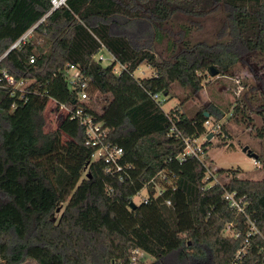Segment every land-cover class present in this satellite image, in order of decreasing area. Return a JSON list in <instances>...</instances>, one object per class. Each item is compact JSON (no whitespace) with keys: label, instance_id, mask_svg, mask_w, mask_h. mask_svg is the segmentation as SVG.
I'll return each instance as SVG.
<instances>
[{"label":"trees","instance_id":"obj_1","mask_svg":"<svg viewBox=\"0 0 264 264\" xmlns=\"http://www.w3.org/2000/svg\"><path fill=\"white\" fill-rule=\"evenodd\" d=\"M51 8V0H0V264H133V251L152 264H194L198 244L204 264H230L246 245L248 220L259 235L242 264H263L264 178L207 166L209 141L198 158L178 156L184 139L214 134L207 123L217 135L228 133L219 120L230 109L191 110L189 102L211 69L231 75L244 57L264 56V0H68ZM220 9L215 38L196 41L194 32ZM176 22L181 48L172 44L161 59L155 45ZM103 50L113 58L109 66L97 59ZM143 64L152 77L134 76ZM71 67L79 72L74 84ZM4 72L25 81L24 91ZM168 97L179 104L166 112ZM52 101L71 113L47 131ZM236 102L230 120L262 122L256 137L264 139V102L245 94ZM77 110L82 116L72 117ZM85 118L101 126L96 145ZM104 148L122 155L107 162ZM257 156L264 175V151ZM144 188L148 198L133 209ZM226 193L246 198L245 214Z\"/></svg>","mask_w":264,"mask_h":264},{"label":"rangeland","instance_id":"obj_2","mask_svg":"<svg viewBox=\"0 0 264 264\" xmlns=\"http://www.w3.org/2000/svg\"><path fill=\"white\" fill-rule=\"evenodd\" d=\"M223 10L220 9L211 14L203 23L202 29L198 32H194V39L196 41H210L215 38L217 30L222 22ZM181 34V22H176L167 26L164 40L155 45V51L161 59H166L171 55L172 44H175V49L181 48L179 42ZM100 55L103 57L102 65L109 66L112 64V57L106 51H101ZM119 66L116 67L118 69ZM153 71L151 68L143 64L135 72L134 76L138 79H145L152 77ZM69 80L74 75V70L67 73ZM204 90L197 97V100H190L191 110L201 109L208 104H213L221 110L228 111L221 120L220 124L226 127L228 133L223 130L220 135L219 132L211 135V139H201L203 141L210 142L211 148L207 154V162L214 169L223 170H236L239 169L242 172L240 176L243 179L262 180L264 177L261 171L262 165L259 161L254 160L243 149L248 147L249 151L259 154L264 151V139L256 137V130L260 128L262 122L254 121V124L249 123L247 126H241L238 123L230 120V113L233 111V104H236L237 100L241 99L245 94L251 100L253 97H259L264 102V56L255 55L246 56L242 59L241 63L236 68L235 73L225 76H211L207 74L204 79ZM89 99V97H88ZM96 100V99H95ZM97 106H101L102 99L96 100ZM179 104V100L176 97H168L167 103L164 105V110L169 112L172 108ZM62 112L57 110L55 104L50 102L48 104L45 117L48 121L46 126L47 131L55 130L59 124V118ZM215 122V121H213ZM221 132V131H220ZM160 181V180H159ZM158 191L160 190V183L156 185ZM148 190L144 188L138 193L133 203L140 205L145 199L148 198ZM196 256L193 259L194 264H204L202 257L201 245L198 244ZM138 263L152 264L154 260L145 255H139ZM23 264H37L34 261H27Z\"/></svg>","mask_w":264,"mask_h":264},{"label":"built area","instance_id":"obj_3","mask_svg":"<svg viewBox=\"0 0 264 264\" xmlns=\"http://www.w3.org/2000/svg\"><path fill=\"white\" fill-rule=\"evenodd\" d=\"M68 0H51V12L58 10L62 7H65L67 5ZM31 32H29L28 34H26L22 39H20L17 43H15L11 49H15L18 48L20 46V44L25 41L27 39V37L29 36ZM98 60L103 61V57L99 54L97 57ZM113 60V58H112ZM33 59L30 61L31 63H33ZM74 70V75L72 77V79L70 80L73 84L76 83L79 80V72L74 68L71 67L70 71ZM3 77L6 80V82L9 85L14 86L15 89L24 91V89L27 86V83L25 81H16L14 77L8 75L6 72L3 73ZM158 97V96H156ZM88 100V95L83 92L80 96V101L81 102H85ZM57 110L61 111L62 114H70L71 111L69 108H67L66 106H58V104L54 101H52ZM83 111L82 110H77L72 117H80L82 116ZM83 123L88 125V130H87V136L90 140V142L93 143V145H96L98 143V138L101 137V126L99 125H93V122L91 119L89 118H85L83 120ZM207 128L209 131L216 133L217 130H211L210 129V125L209 123L206 124ZM209 135V132L205 133L203 136L199 137V138H195V139H184V150L183 152L178 156L179 161L183 162L185 160H187L188 158L191 157H195L198 158L201 153H202V147L203 145L206 143V141L200 143L199 141L201 139H206ZM106 155V159L107 162H112L115 163L116 160L118 158L121 157L122 155V150L121 149H112L109 150L108 148H104L102 150H100L99 155ZM207 166L210 167V165L208 163H206ZM209 176L208 178H213V182L212 184L217 183L219 180H217V177L214 175V173L212 172V170H209L208 172ZM225 200L229 203V206L232 209H235L238 213L241 214H245V210H246V198L245 197H240L237 193H226L224 195ZM249 224L252 226V230L247 234V238H246V245H244V247H242L235 255L234 259L231 261L230 264H242L243 260L246 258L247 254H248V247L250 245V238H252L255 235H259L258 230L254 227V225L250 222V220H248ZM232 228H233V224H228L225 227L224 233L226 235H229L232 233ZM239 233H234L233 236L234 238H238L239 237ZM261 251L264 252V247L261 249ZM139 255L145 256V253L141 252V251H133L132 252V258H131V262L133 264H136L139 260ZM264 264V262H263Z\"/></svg>","mask_w":264,"mask_h":264},{"label":"water","instance_id":"obj_4","mask_svg":"<svg viewBox=\"0 0 264 264\" xmlns=\"http://www.w3.org/2000/svg\"><path fill=\"white\" fill-rule=\"evenodd\" d=\"M217 72L216 71H214L213 69H211V76H217ZM211 135L208 137V139L210 140L211 139ZM243 151L244 152H247L248 154H249V156L251 157V158H253L254 160H257V158H258V156H257V154H254V153H251V151H249V149H248V147H245L244 149H243ZM130 206L134 209L135 207H136V205L133 203V201L131 200L130 201Z\"/></svg>","mask_w":264,"mask_h":264}]
</instances>
